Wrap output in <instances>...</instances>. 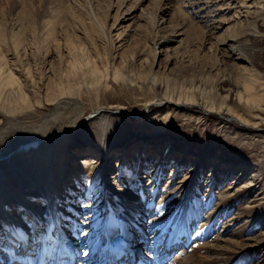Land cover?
I'll return each instance as SVG.
<instances>
[{
	"label": "rangeland",
	"instance_id": "374dc122",
	"mask_svg": "<svg viewBox=\"0 0 264 264\" xmlns=\"http://www.w3.org/2000/svg\"><path fill=\"white\" fill-rule=\"evenodd\" d=\"M153 1L147 0L143 11ZM92 2L94 12L99 16L100 0ZM112 2L115 7L107 10L106 28L114 44V53L110 50L113 57L109 54L106 59L109 45L102 36L89 35L91 43L85 45L91 56L101 54L100 67L108 64V71L117 69L125 75L138 77L141 82L130 84L105 80L96 87L84 85L82 90L76 87L73 99L82 104L85 119L65 147L66 165L77 169L83 177H95L96 187L100 185V170L105 159L110 180L119 181L121 178L127 187L133 186V178L140 175L151 177L152 183L145 184L152 186L153 176L164 172L161 179L164 188L183 186L177 193L182 199L180 220L183 222L191 213L187 211L189 207L194 203L200 205L201 199L210 207L217 206L219 223L213 221L201 229L195 227L196 231L190 234L191 239L185 243L182 254L181 251L173 255L171 252V256L166 257L169 264H239V250L243 247H247L246 256L250 263L264 264L261 245L264 242V232L261 233L264 230V0H202L198 8L206 10L203 14H199L196 7H190L193 5L189 4L190 0H174L172 4L182 7L178 10L183 16L164 17L159 12L156 32L145 28L149 18L144 16L141 8L136 13L122 15L113 27L117 0ZM125 7V12L131 11L129 5ZM169 7L164 6L163 10ZM75 12L84 19V9L76 8ZM183 26L189 36L186 45L160 53L164 48L160 47V39L174 36L173 31ZM80 28L77 26L78 36L75 38L83 36ZM0 33L6 38L5 41L0 39V69L16 76L22 93L32 102L31 109L20 108L28 100L20 101L22 93H17L21 92L17 91L18 84L0 90L2 149L18 144V133L22 132L18 125L15 129L8 126L10 120H19L24 128L19 143L34 136V132L28 134L25 130L41 128L43 119L54 112V106L46 101L49 95L45 93L47 86L50 83L55 85L57 81L67 82L70 74L66 71L67 54L50 51L44 56L41 49L32 45L19 49L15 45L14 39H18V0H0ZM117 37L127 40L125 44L121 41L124 47H119ZM93 41L99 53L94 52ZM160 83L162 86L157 87ZM244 84H248L249 89L244 90ZM237 86L241 88L238 90ZM229 89H237L244 94V99L232 98ZM179 95L193 97L202 107L219 105L223 98L227 99L224 105L230 108L231 115L258 129L249 130L218 115H205L197 108H166L164 105L145 108L151 101L165 97L177 100ZM39 100L45 106L38 104ZM103 108L128 111L126 117H108L113 131L105 137L100 136L101 123L93 118ZM8 128H13L14 132H6ZM69 174L73 175V171L69 170ZM122 174L125 175L121 177ZM84 194L80 199L93 202L91 191L86 199ZM247 212L252 213L248 215ZM252 221H257L261 227L250 236L247 227ZM205 232L206 243L211 241L207 253L198 247ZM216 232L220 234L214 240L212 233ZM133 237L142 243L138 228ZM151 244L146 246L145 252L154 256ZM159 251L164 253L163 245ZM76 256V264H80V253ZM190 256L188 263L186 259Z\"/></svg>",
	"mask_w": 264,
	"mask_h": 264
},
{
	"label": "bare ground",
	"instance_id": "6f19581e",
	"mask_svg": "<svg viewBox=\"0 0 264 264\" xmlns=\"http://www.w3.org/2000/svg\"><path fill=\"white\" fill-rule=\"evenodd\" d=\"M146 1L117 0V13L113 18V27L118 24L122 15L129 12L136 13L140 8L144 16L149 18L145 28L149 27L153 32H156V27L159 26L157 23L159 12L164 17H173L176 14L183 16L182 11L178 10L182 7L172 4L174 0H154L148 9L143 11ZM107 2V0H100L98 8L101 13L98 16L94 12L92 0H84L83 3L75 0H18V39H14L15 45L18 49L32 45L35 49H41L44 56L50 51H56L59 55L60 53L67 54L69 59L67 58L68 70L66 68V71L70 75L66 83L57 81L55 85L50 83L47 86L45 93L49 95L46 96V101L54 106V112L43 119L40 124L41 128L25 130L28 134L34 132V136L24 139V143H19V139L22 141L23 135L21 134L24 131L22 124L19 120L15 122L14 119L8 123V126L14 129L18 125L22 132L18 133V144H10L0 149V226H2L0 228V264H34L32 256L36 252H40L39 261L43 264H71L70 259H73L72 264H76L78 258L76 255L79 253L80 264H121V257L124 255H129L133 264H169L165 260L166 257L168 259L171 252L173 255L178 250H181L182 254L190 234L196 231L195 227L201 229L206 223L213 221L216 224L219 223L217 206L210 207L204 203L203 199L200 200V205L192 204V207L187 210L191 212L187 214V220L181 221L182 199L177 193L183 186L175 189L164 188L161 181L164 172L161 176L157 171L159 175L153 176L152 186H150L151 177L140 175L133 178V186L127 187L122 183L121 178L119 181L110 180V171L106 169L107 159H105L100 170V185L96 187L95 177H83L77 169L66 165L65 147L70 136L81 127L80 125L84 124L85 119L82 104L73 99L76 87L78 90H82L84 85L88 88L96 87L105 80L124 81L130 84L141 82L137 79L138 77L125 75L117 69L108 71V64L100 67L98 63L102 57L101 54L99 56L94 53L96 55L91 56V51L87 50L85 44L91 43L89 35L97 34L102 36L109 45L106 59L112 50L114 53V48H112L114 44L106 28V21H108L106 19L109 17L107 10L115 7V3L113 4L110 0L109 4L105 5ZM201 3L202 0H190L189 2L193 4L190 7H196L195 9H199L198 6ZM127 5L131 11L125 12L124 7ZM164 6L170 7L164 11ZM76 8L84 9V19L80 17L81 14L78 15L75 12ZM205 11V9H199L198 13L203 14ZM77 26L81 27L80 32H83V36H79L81 39L74 37L78 36ZM173 32H175L174 36L160 39V47H164L161 48L160 53L163 50L168 51L169 48L170 50L172 48L181 49L188 42L189 36L184 26ZM2 38L6 40L0 33V39ZM117 38H119L117 42L120 44L119 47H124L121 41L125 44L127 40ZM92 44L94 52H97L95 42L93 41ZM114 47L119 49V47ZM28 73L30 74V70ZM15 84H18L17 91H21L22 87L16 76L12 72L0 69V90L5 86ZM143 84L146 85V82ZM158 86L161 87V83ZM240 88L239 86L237 89ZM237 89H229V96L231 95L232 98L235 96L238 101L243 100L244 94ZM243 89H249V85L244 84ZM17 93H22V91ZM185 96L179 95L177 100L165 97L160 101H151L146 104L145 108L150 109L160 105L166 108L171 106L184 109L197 108L205 115H218L224 120H232L249 130L258 129L255 128L257 126H249L250 124L237 116L231 115L230 108L224 105L227 99L223 98L219 105L212 104L202 107L193 97ZM20 97V101L27 102V95L22 93ZM31 104L32 102L28 100L27 104L20 108L31 109ZM38 104L44 105L41 100ZM127 113L128 111L122 108L99 110L93 118H97L96 120L101 123L100 136L105 137L113 131L108 117H126ZM13 128H8L6 132H14ZM102 150L106 151L105 148ZM69 170L73 171V175L69 174ZM123 175L125 174L121 177ZM148 182L150 184H145ZM90 191L91 196L94 197L93 202L80 199L82 193H86L84 194L86 199ZM247 213L251 215L252 212ZM242 224L245 223L242 222ZM262 226L264 227V224ZM258 227H261L260 223L252 221L247 227L248 234L254 235ZM136 228L142 237L141 244L138 243L139 239L133 237ZM9 231H15L13 235L17 237L12 238V242L9 243L13 252L10 258L3 253L7 248H4L1 243L9 239ZM212 234V239L216 240L220 233ZM19 236L25 237L24 243L19 242ZM201 238L203 240L200 243L201 246L198 247L207 253L210 251L208 247H211V241L206 243L207 232L203 233ZM150 242H152L154 256L142 252ZM162 245L164 253L159 251ZM261 245L264 248V242ZM223 251L227 254L225 250ZM246 253L247 247L239 250V261H241L239 264H252ZM191 256L186 257L188 263ZM26 258L29 260L25 263Z\"/></svg>",
	"mask_w": 264,
	"mask_h": 264
},
{
	"label": "snow or ice",
	"instance_id": "6c2138e0",
	"mask_svg": "<svg viewBox=\"0 0 264 264\" xmlns=\"http://www.w3.org/2000/svg\"><path fill=\"white\" fill-rule=\"evenodd\" d=\"M0 228H2V226H0ZM18 240H19L20 243H24L25 242V237L19 236ZM85 255H87V253H85Z\"/></svg>",
	"mask_w": 264,
	"mask_h": 264
}]
</instances>
